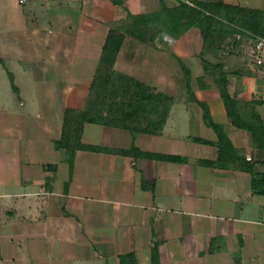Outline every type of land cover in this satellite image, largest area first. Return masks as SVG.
I'll use <instances>...</instances> for the list:
<instances>
[{"label":"crops","instance_id":"1","mask_svg":"<svg viewBox=\"0 0 264 264\" xmlns=\"http://www.w3.org/2000/svg\"><path fill=\"white\" fill-rule=\"evenodd\" d=\"M13 1L0 0V264H264V193L248 170L201 162L218 157V136L188 98L181 61L197 97L261 171L264 151L231 122L217 78L227 72L240 100L260 97L263 119L264 78L239 70V55L204 53L196 25L172 44L153 42L151 27L126 31L128 10H158L160 0ZM224 1L264 8V0ZM110 28L126 34L115 68L174 101L161 132L86 122L82 141L104 148L71 154L56 146L65 110L86 105ZM133 145L186 159L107 149Z\"/></svg>","mask_w":264,"mask_h":264},{"label":"trees","instance_id":"2","mask_svg":"<svg viewBox=\"0 0 264 264\" xmlns=\"http://www.w3.org/2000/svg\"><path fill=\"white\" fill-rule=\"evenodd\" d=\"M112 1L124 4V0ZM160 3L159 10L144 14H133L128 10V14L133 16L134 20L132 28L127 27L126 31L140 34L136 30L137 27H151L155 23L162 22L170 31L181 34L196 25L201 30L204 46L213 51H216L226 37L234 32L235 28L230 24L231 22L264 34V8L227 3L224 0L196 1V5L182 0L174 6H169L166 0H160ZM125 36L124 29H109L96 73L90 85L86 105L83 108H66L63 132L56 140L58 148H66L71 154L77 149H103L104 147L82 141V132L86 122H100L126 128L134 135L141 131L150 133L162 131L174 96L115 68L117 55ZM203 61L206 67L212 64L208 59L203 58ZM212 65L222 66L220 63ZM181 66L186 78L188 98L202 106L206 123L216 131L218 136L216 141L218 157L214 160L202 159L201 162L220 167L235 165L248 170L252 173L253 190L257 193H264V171L258 170L254 161L238 152L225 125L215 121L209 104L197 97L191 84L190 68L182 61ZM10 75H12L11 72ZM217 82L231 122L238 127L248 129L256 146L264 151V119L255 108L256 101L242 102L236 95H233L229 90L227 72L222 69ZM13 86L16 88L15 84ZM248 105L251 106L249 115L242 110ZM195 139L214 143L203 137H195ZM107 149L135 156L167 160L186 159L185 156L177 154L144 151L136 145L130 148ZM261 161L264 162V155Z\"/></svg>","mask_w":264,"mask_h":264},{"label":"rangeland","instance_id":"3","mask_svg":"<svg viewBox=\"0 0 264 264\" xmlns=\"http://www.w3.org/2000/svg\"><path fill=\"white\" fill-rule=\"evenodd\" d=\"M2 1L5 4V7H7V8L14 7V4H13L14 1L13 0H2ZM179 2H180V0H179ZM123 6H124V4H123ZM160 7H161V3H160ZM154 11H157V10H154ZM148 31H149L148 34L150 35V38L153 42L155 41L154 38L156 36L162 35L164 33L172 34L174 36L179 35L177 33L170 31V29L165 24H163L162 22L153 24L151 26V28L148 29ZM231 35L232 34H230L226 37V40H224L222 42L221 46L218 49H216V51H213L211 48H207L204 46L203 52L204 53L208 52V55L210 54L213 56L214 55H222V54L239 55L243 59H245V61H246V65L242 64L241 68H239V70L243 71L244 73H250L252 75H256V76H259L261 78H264V62H262V63L255 62V60L253 59L254 57L252 58L251 55L247 56L243 50H237L235 48V46H233L231 44V41H230ZM184 78H185V75H184ZM185 81H186V78H185ZM185 86H186V84H185ZM260 100H261L260 97L255 98V94L251 98L241 99L242 102H244V101H256V103L254 104L255 106ZM250 107L251 106H249V105L245 107V113L247 115H249V113H250Z\"/></svg>","mask_w":264,"mask_h":264},{"label":"built area","instance_id":"4","mask_svg":"<svg viewBox=\"0 0 264 264\" xmlns=\"http://www.w3.org/2000/svg\"><path fill=\"white\" fill-rule=\"evenodd\" d=\"M20 3L25 0H18ZM188 4L196 5L193 0H182ZM234 28V32L230 36V41L237 50H243L247 56H252L255 62H264V34L257 33L251 29L243 27L237 23H230ZM176 41V37L172 34L164 33L161 35L163 44H172Z\"/></svg>","mask_w":264,"mask_h":264}]
</instances>
